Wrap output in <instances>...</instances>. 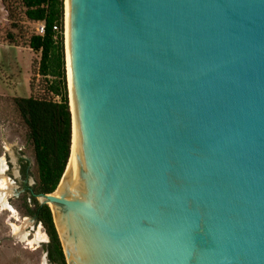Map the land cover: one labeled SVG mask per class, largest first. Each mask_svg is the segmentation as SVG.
Here are the masks:
<instances>
[{"label": "water", "instance_id": "water-1", "mask_svg": "<svg viewBox=\"0 0 264 264\" xmlns=\"http://www.w3.org/2000/svg\"><path fill=\"white\" fill-rule=\"evenodd\" d=\"M65 56L66 263L264 264V0H66Z\"/></svg>", "mask_w": 264, "mask_h": 264}, {"label": "rangeland", "instance_id": "rangeland-1", "mask_svg": "<svg viewBox=\"0 0 264 264\" xmlns=\"http://www.w3.org/2000/svg\"><path fill=\"white\" fill-rule=\"evenodd\" d=\"M37 28L25 19L20 0H0V191H7L4 199L0 195V264H48L42 227L21 214L24 176L32 187L37 173L25 127L11 105L15 98L51 99L47 80L38 74L40 55L28 47Z\"/></svg>", "mask_w": 264, "mask_h": 264}, {"label": "trees", "instance_id": "trees-1", "mask_svg": "<svg viewBox=\"0 0 264 264\" xmlns=\"http://www.w3.org/2000/svg\"><path fill=\"white\" fill-rule=\"evenodd\" d=\"M20 1L27 22L44 26V34L31 36L28 47L40 55L38 74L47 80L51 99L15 98L11 103L25 127L37 173L32 187L28 185L25 174L23 194L18 201L21 214L40 225L48 239L44 245L48 264H67L52 211L48 205L38 201L40 196L52 195L57 190L72 149V115L65 56V0Z\"/></svg>", "mask_w": 264, "mask_h": 264}, {"label": "bare ground", "instance_id": "bare-ground-1", "mask_svg": "<svg viewBox=\"0 0 264 264\" xmlns=\"http://www.w3.org/2000/svg\"><path fill=\"white\" fill-rule=\"evenodd\" d=\"M65 15H66V0H65ZM69 104H70V101H69ZM1 186V185H0ZM2 189H4V188H2ZM6 193H7V191L6 190H2V191H0V195H1V198L2 199H4L5 197V195H6ZM55 195V194H54ZM1 202H3V201H1ZM52 205V204H51ZM50 205V206H51Z\"/></svg>", "mask_w": 264, "mask_h": 264}, {"label": "built area", "instance_id": "built-area-1", "mask_svg": "<svg viewBox=\"0 0 264 264\" xmlns=\"http://www.w3.org/2000/svg\"><path fill=\"white\" fill-rule=\"evenodd\" d=\"M56 30V28H55ZM37 34L39 35H43L44 34V26L43 25H38V28H37Z\"/></svg>", "mask_w": 264, "mask_h": 264}, {"label": "flooded vegetation", "instance_id": "flooded-vegetation-1", "mask_svg": "<svg viewBox=\"0 0 264 264\" xmlns=\"http://www.w3.org/2000/svg\"><path fill=\"white\" fill-rule=\"evenodd\" d=\"M25 182V181H24ZM24 184V183H23Z\"/></svg>", "mask_w": 264, "mask_h": 264}]
</instances>
